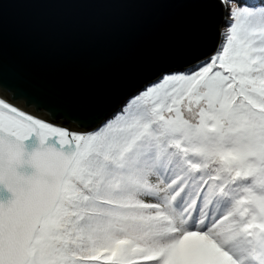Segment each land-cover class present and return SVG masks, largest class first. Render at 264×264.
Returning <instances> with one entry per match:
<instances>
[{"label": "snow or ice", "instance_id": "obj_1", "mask_svg": "<svg viewBox=\"0 0 264 264\" xmlns=\"http://www.w3.org/2000/svg\"><path fill=\"white\" fill-rule=\"evenodd\" d=\"M21 5L110 20L133 51L53 92L4 50ZM0 185V264H264V0H0Z\"/></svg>", "mask_w": 264, "mask_h": 264}, {"label": "water", "instance_id": "obj_2", "mask_svg": "<svg viewBox=\"0 0 264 264\" xmlns=\"http://www.w3.org/2000/svg\"><path fill=\"white\" fill-rule=\"evenodd\" d=\"M220 22L218 10L203 24L212 30L209 35H214ZM112 26V21L89 14L13 6L5 21L3 47L9 58L26 59L49 90L86 96L102 86L104 80L98 74L108 70L92 71L93 64L102 57H113L114 63L119 59L117 52L133 51V45L123 43ZM185 38L174 30L157 35L154 41L176 43ZM197 38L204 36L199 34ZM32 139L25 141L28 151L36 146ZM10 198L11 193L0 185V202Z\"/></svg>", "mask_w": 264, "mask_h": 264}]
</instances>
